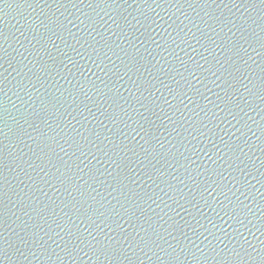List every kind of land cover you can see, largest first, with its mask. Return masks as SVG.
<instances>
[{"label": "water", "instance_id": "water-1", "mask_svg": "<svg viewBox=\"0 0 264 264\" xmlns=\"http://www.w3.org/2000/svg\"><path fill=\"white\" fill-rule=\"evenodd\" d=\"M0 264H264V0H0Z\"/></svg>", "mask_w": 264, "mask_h": 264}]
</instances>
